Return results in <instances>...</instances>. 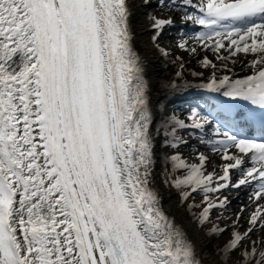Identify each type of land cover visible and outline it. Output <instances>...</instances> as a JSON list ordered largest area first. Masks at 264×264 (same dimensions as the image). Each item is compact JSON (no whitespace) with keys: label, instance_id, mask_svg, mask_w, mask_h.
Masks as SVG:
<instances>
[{"label":"snow or ice","instance_id":"snow-or-ice-1","mask_svg":"<svg viewBox=\"0 0 264 264\" xmlns=\"http://www.w3.org/2000/svg\"><path fill=\"white\" fill-rule=\"evenodd\" d=\"M156 2L160 11L179 10L182 22L205 29L196 40L216 54L221 70L230 71L227 62L238 53L251 55L253 74L243 79L218 77L217 65L205 58L202 66L213 71L200 87L264 110V0ZM132 15L129 0H0V264H202L150 187L149 86L132 45ZM146 19L153 42L175 23ZM169 120L174 138L177 129L211 123L195 111L191 125ZM249 120L258 125L256 136L217 129L223 139L207 142L224 162L219 175L215 167L206 174L207 155L198 164L170 158L181 200L204 193L201 226L213 208L229 203L209 193L255 187L249 227L233 233L225 252L264 230V111ZM239 259L264 264V248L253 246Z\"/></svg>","mask_w":264,"mask_h":264},{"label":"bare ground","instance_id":"bare-ground-1","mask_svg":"<svg viewBox=\"0 0 264 264\" xmlns=\"http://www.w3.org/2000/svg\"><path fill=\"white\" fill-rule=\"evenodd\" d=\"M129 3L133 12V15L131 16L130 20L131 31L133 33L132 45L135 52L141 58L143 77L149 86L147 95L149 97V109L150 114L152 116V122L150 124V133L153 138L154 149V164L152 172V183L150 187H152L158 193L161 200V207L164 213L177 226L181 227L182 230L186 233L187 239L194 245L195 253L197 254L200 261H202V264H241L239 259L240 257L234 254L231 250L225 252V249L230 243L231 239L225 247L218 251L211 252L208 249L210 238L215 234L222 233V228H217L218 231L216 232L211 231L207 233H203L201 230H199L196 227L194 220L186 215L184 208L181 206V198L179 196L173 198L174 191L171 187V184L167 182L165 177H162L160 173V169L164 165V149L168 144V139L164 135V130L166 129V126L171 125L170 123L166 124V122H162V120L167 119L165 117V114L167 112V106L169 105V103L181 99L180 94H178V92L182 91L185 88L181 86L188 85L194 88L200 87V85L206 82H203L201 79L200 81L192 82V80L179 78L177 76V72H174L168 76H164L163 78L156 79L158 73L160 72L158 60L160 58L161 53L163 51L171 52L172 48H169L168 46L164 45V41L161 42L162 45H160V47L153 44L152 37L154 35V30L150 26V22L146 19L144 13L145 11H143V9L145 8L143 0H129ZM149 15L158 17L153 13H150ZM175 15L176 13H174V15H168L164 19H167L169 17L172 18V16ZM172 19H175V17ZM177 23H179V25H181L183 28H185L186 25L194 27L191 22L185 23L182 22V19L177 21ZM158 39H160V36L158 37ZM189 42V40H185V42L183 43L186 45L187 48L191 50L190 56H192L196 53L197 50L195 51V53H193L192 49L195 47L193 43L190 44ZM199 43L201 44L202 42ZM225 43L227 44V41ZM196 45L198 47V44ZM220 52L224 55L228 54L225 49H221ZM251 59V55L246 56L244 53H238L236 56L231 57V59L227 62V68L230 69V71H222L220 75H218V77H222L223 75H229L233 79H239L245 74L252 73V69L248 66ZM234 60H236L235 63L232 62ZM211 75L212 70H210L207 76L203 78L209 80L211 78ZM169 82L176 83L178 85V88L172 89L170 87H165V85ZM215 95L222 96L218 93H215ZM199 97H201V95ZM209 97L210 96L207 95V100ZM237 103H242V101L237 99ZM207 132L211 135V140H213L214 138L223 139L222 135L215 134L216 130L212 126H209L207 128ZM201 144L205 146L207 145V141H204ZM178 151L180 153L181 158L185 159V151L180 147H178ZM194 152L197 153L195 149ZM200 154L207 155L210 158L211 162L207 166V171L210 173L213 171V167H215L216 173L217 175H219V166L224 163L222 160H220L219 156H213V154L204 152H201ZM186 162L188 164H198L199 160L198 157H196L191 160L188 159ZM176 175L177 177L183 176L184 172L178 171ZM237 176L238 173L233 172L232 180L236 181ZM253 188L255 191V187ZM247 190L248 187H246V190L232 188L230 190H223V192L221 193V200L226 196L229 201V203L225 207V211L230 212L231 220L236 226V231L240 232L241 234H244L246 232L247 228L249 227L248 218L251 213L255 210V207L258 206H254L253 201L251 200L252 194H246ZM231 200H235L234 203H237L239 207H235L232 204ZM242 208L245 210L241 213ZM237 214H240L239 220H237ZM261 241H264V230L258 228L254 232L250 233L247 236L246 240L243 242L253 247L256 244H260Z\"/></svg>","mask_w":264,"mask_h":264},{"label":"rangeland","instance_id":"rangeland-1","mask_svg":"<svg viewBox=\"0 0 264 264\" xmlns=\"http://www.w3.org/2000/svg\"><path fill=\"white\" fill-rule=\"evenodd\" d=\"M143 11H145L144 12L145 16H148L150 13H153L161 19L166 18L168 15H174V12H168L170 10H163V12L160 11L158 8V5L151 7V8H149V7L144 8ZM182 16L180 17L179 13H177L175 16H172V18L175 17L174 21L177 23V21L182 19ZM178 27H179V25L175 24V23L171 27H165L159 35L160 39L153 42V44L160 47V45H162L161 42L164 41L165 42L164 45L168 46L169 48H172L171 52H165V51L162 52V53H167V55H163L161 53L160 58L158 60L159 66H160V72L158 73V76L156 77V79H160V78H163L164 76H168L174 72H178V73H180L179 78H182V79L188 78L187 80H190V79L191 80L192 79L203 80L204 79L203 77L207 76V74L210 72V70H212L211 68H206V67L202 66V62L205 58L212 61V63L217 65L216 75L217 76L220 75V73L223 71L221 69L224 66L220 60H215L214 57H211V55H208L206 52H202V54H201V53H197V51H196L197 54L190 56L191 50L189 48L186 47V50L189 51V53H188V51H184L183 49H181L179 47V40L176 39V36H175L177 30H179ZM194 28H195V26H194ZM181 29H182V31L184 30L183 27ZM174 41H175V43H174ZM189 41H190L189 42L190 44L193 43L195 49L197 48L196 44L200 45V43L197 42L196 38L189 39ZM234 61H236V60H234ZM190 70L192 71V75L189 74ZM183 77H186V78H183ZM194 81L195 80H192V82H194ZM173 104H176V101L169 103V105L167 106V110ZM188 114H189V116H188ZM191 114H192V112H190V113L186 112V113L180 114L178 117L179 118L180 117L181 118L186 117V119L189 120V119H191ZM167 115L170 118L173 116H175L177 118V116L175 114L171 115V113H169V114L167 113ZM162 122L163 123L166 122V124H169L170 120L165 119V120H162ZM170 126H166V128L170 127ZM168 131H169V129H166L164 131L166 137H167ZM186 137H189V136L184 135V136H180L179 138L178 137H176V138L177 139H183ZM194 149L195 148L193 147V150ZM164 155H165L163 158L164 159V165L161 167L160 173H161V176L165 177L166 181L169 182L171 184V187H172V182L175 179V177L172 175V172H171L172 165L170 166V164H171L170 163V158H171L170 156L177 155V154H174L173 150L170 149V146L167 145L164 149ZM178 155H180V153ZM184 160L187 161L188 159L187 160L184 159ZM207 173H209V172L207 171L206 174ZM175 176H177V175L175 174ZM172 189L174 191L173 198H176L177 196H179L181 198L182 193L178 192L174 187H172ZM218 196H219V199L221 200V193H209L208 194V198L212 201L217 202V203H219V200L217 199ZM181 206L184 208L186 215L189 218H192L194 220L196 227L199 230H201L203 233L211 232L213 229L222 228L221 229L222 233H218V234L213 235L209 240V246H208L209 248L208 249L211 252L218 251V250L222 249L223 247H225L227 245V243L230 241V239H232L233 233L237 232L236 226L234 225V223L231 220L230 212H226L225 208H222L221 210L218 207L213 208L210 211L209 220L203 226L200 225L198 218H199L201 212L207 206L204 203V194L202 191H198L197 193H193L192 196L187 201L181 202ZM236 206L238 207L237 204H235V207ZM255 247L258 250H260L261 248H264V244H262V243H260L258 245L256 244ZM251 248H252L251 245L243 242L238 250L232 251V252L234 254H236L238 257H241L243 252L250 251Z\"/></svg>","mask_w":264,"mask_h":264}]
</instances>
